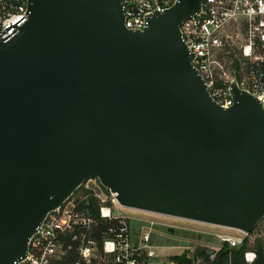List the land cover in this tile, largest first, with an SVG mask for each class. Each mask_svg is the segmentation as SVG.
Instances as JSON below:
<instances>
[{"label": "water", "instance_id": "obj_1", "mask_svg": "<svg viewBox=\"0 0 264 264\" xmlns=\"http://www.w3.org/2000/svg\"><path fill=\"white\" fill-rule=\"evenodd\" d=\"M202 2L132 31L125 0H29L0 38V264L93 178L126 208L248 236L263 220L264 105L235 78L222 108L192 66L180 26Z\"/></svg>", "mask_w": 264, "mask_h": 264}, {"label": "built area", "instance_id": "obj_2", "mask_svg": "<svg viewBox=\"0 0 264 264\" xmlns=\"http://www.w3.org/2000/svg\"><path fill=\"white\" fill-rule=\"evenodd\" d=\"M125 1V25L132 31L144 30L151 15L178 2ZM29 17V0H0V38L10 40ZM180 31L192 66L218 105L224 109L234 105L231 85L235 78L241 89L264 105V0H203L200 11L183 21ZM235 54L240 56L238 66L228 62ZM79 189L48 215L30 239L26 258L14 264H179L159 257L156 223L145 217L152 213L127 215L129 210L119 203L117 194L96 178ZM91 199L98 203L95 211ZM237 232L238 237L220 236L222 244L230 248L244 244L248 235ZM220 250L206 253L212 261ZM186 251L193 264H198L196 251L190 247ZM256 259L254 250L244 253L246 264Z\"/></svg>", "mask_w": 264, "mask_h": 264}, {"label": "rangeland", "instance_id": "obj_3", "mask_svg": "<svg viewBox=\"0 0 264 264\" xmlns=\"http://www.w3.org/2000/svg\"><path fill=\"white\" fill-rule=\"evenodd\" d=\"M239 58L240 56H236L235 54L228 59V62L229 64L237 62L239 65ZM93 179L95 180V178ZM78 194H81V191L78 192ZM127 213V215L135 218L137 217L136 215L139 217L143 216L145 211L137 212L129 210ZM145 217L156 223L155 230L157 231V237L155 238V243L158 247L157 251L159 257L166 262L171 261L173 257L182 255L183 252L186 251V247H190L195 250L196 253H202L207 250L216 252L223 247L220 236L225 234L233 237L240 236L239 233L234 230H228L206 223L155 213L145 215ZM258 239H261L264 243V218L256 226L252 234L247 237L248 246L253 248ZM183 243H186V245ZM197 259H199V261L197 260L198 264L203 263V258Z\"/></svg>", "mask_w": 264, "mask_h": 264}, {"label": "trees", "instance_id": "obj_4", "mask_svg": "<svg viewBox=\"0 0 264 264\" xmlns=\"http://www.w3.org/2000/svg\"><path fill=\"white\" fill-rule=\"evenodd\" d=\"M233 56V55H232ZM236 66L238 63L236 62ZM81 190V189H79ZM78 190V191H79ZM98 203L95 199L90 200V207L93 211L96 210ZM247 238L244 240V247L239 252H232L229 245L225 244L221 248V250L217 253L214 260L211 261L210 256L206 253V251L200 253L197 252L195 254V259L203 258V263L201 264H246L244 261V253L248 250H254L257 254V259L253 264H264V243L261 239H258L255 243V246L251 248L248 246ZM172 260L177 261L179 264H193V260L188 257V252H183L182 255L173 257Z\"/></svg>", "mask_w": 264, "mask_h": 264}, {"label": "bare ground", "instance_id": "obj_5", "mask_svg": "<svg viewBox=\"0 0 264 264\" xmlns=\"http://www.w3.org/2000/svg\"><path fill=\"white\" fill-rule=\"evenodd\" d=\"M124 209H128V210H131V211H139V210H135V209H131V208H124ZM219 227V226H218ZM224 228V227H222ZM224 229H228V230H234V231H238V230H235V229H230V228H224Z\"/></svg>", "mask_w": 264, "mask_h": 264}]
</instances>
